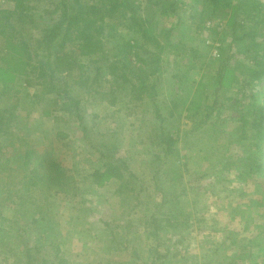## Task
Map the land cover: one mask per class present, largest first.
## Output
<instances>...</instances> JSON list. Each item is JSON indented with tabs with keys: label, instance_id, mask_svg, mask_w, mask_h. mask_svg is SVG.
I'll use <instances>...</instances> for the list:
<instances>
[{
	"label": "rangeland",
	"instance_id": "374dc122",
	"mask_svg": "<svg viewBox=\"0 0 264 264\" xmlns=\"http://www.w3.org/2000/svg\"><path fill=\"white\" fill-rule=\"evenodd\" d=\"M56 1L28 2L32 22L16 26L12 21L21 37L6 52L7 62L0 61V92H6L0 96V108L13 116L9 134L0 136L4 153L0 152V264H27L25 247L33 258L30 264H55L59 257L68 264H264V241L258 236L264 217V176H242L240 164L254 147L248 132V139L234 133L240 125L238 111L249 109L250 103H264V83L248 81L242 86L240 71L250 61L227 34V10L222 14L204 7L203 25L193 24L188 18L191 0H178L174 14L152 18L157 39L165 44L170 31L172 41L161 55L156 103L165 118L172 101L180 105L179 120L174 117L179 126L175 144L179 157L173 166L151 142L156 122L152 103L120 97L111 102L102 91L109 78L105 65L97 80L101 88L77 78L76 71L65 84L64 78L54 82L79 100L87 140L77 123L63 119L57 97L46 93L47 85L33 78L34 41L56 21L57 13L49 12ZM135 2L144 17L148 2ZM12 7V1L0 0V9ZM112 28L105 30L111 34L105 39L106 49L123 40L145 45L125 25ZM18 40L24 42L22 47ZM206 40L219 45L217 58L211 56ZM128 60L139 67L133 54ZM92 70L82 76H93ZM26 79L32 86L25 84ZM215 100L224 106L199 123L204 108ZM104 145L128 168L129 192L116 193L114 180L100 187L89 183L88 175L101 167L97 149ZM26 150L50 152L74 177L76 189L23 193L21 163L12 157ZM155 155L164 162L156 175ZM164 198H177L189 228L183 234L162 230L154 238L146 223L154 205ZM167 250L164 261L156 258V252L163 255Z\"/></svg>",
	"mask_w": 264,
	"mask_h": 264
},
{
	"label": "trees",
	"instance_id": "16d2710c",
	"mask_svg": "<svg viewBox=\"0 0 264 264\" xmlns=\"http://www.w3.org/2000/svg\"><path fill=\"white\" fill-rule=\"evenodd\" d=\"M10 1L13 2L12 9H0V61L2 63L7 62L6 52L16 47V44L13 43L15 39L21 37L20 31L12 21L16 26L32 22L30 13L32 7L28 4L30 0ZM146 1L148 3L144 7L146 12L144 17L139 15L137 10H140L141 5L135 0H58L53 2V7L49 12L57 13V19L49 28L43 29L40 36L35 39L36 52L39 53L35 52L36 65L33 67L30 65V67L32 73L35 72L33 78L41 79L47 85L46 93H52L57 97V110L64 115L63 119L67 122L77 123L84 139L87 140V126L81 114L79 100L72 97L66 89L60 91L54 82L55 79L64 78L65 84L66 79L76 71L78 72L77 78H85L83 82L90 80L91 84L95 83L97 87L101 88L97 80H100L103 65H105L109 78L106 81L108 83L106 89L102 90L103 93L108 94L109 98L111 97V102H116L115 99L120 97L121 100L127 98L128 102L146 99L152 103V112L156 122L151 131L152 135L150 134L151 142L159 148L163 159L167 158L170 163L173 162L174 166L175 159L179 157V152L175 148L179 126L174 117L179 120L180 105L172 101L168 117L165 118L156 103L157 84L160 82L161 55L167 47L172 46V41L169 40L170 31L164 37L165 44L157 39L158 31L154 27L155 19L152 18L155 14H159L160 17L174 14L178 0ZM190 4L188 18L189 22L193 24L200 22V25H203L204 7L210 8L214 12H222V14L227 10V34L250 61V65L243 66L245 68L240 71L244 79L241 80L242 86H246L248 81H256L257 84L264 83V2L260 0H191ZM117 25H125L130 31L138 34L145 45L138 43L135 39L134 42L123 40L120 43H115L110 48L111 51L106 49L105 43L108 40L105 39L111 36L108 31L105 34L106 27L111 30L113 26ZM200 25L197 24L196 28ZM18 42L21 47L24 45L23 41L18 40ZM67 44L69 45L67 46ZM131 54L139 61V67L131 65L129 62ZM91 69H93V76H82L84 72ZM221 71L219 70L218 73L220 85L223 82ZM152 77L155 79L153 83L150 81ZM231 79L235 80L234 77ZM231 79L228 82L232 81ZM25 84L32 86L30 80L27 79ZM36 84L39 83L36 81ZM93 90L96 93L95 87ZM240 92L242 93V91ZM4 94L6 95V92H0L1 97H4ZM226 100L230 101L231 97H227ZM223 106L222 102L218 103L216 100L213 105H207L199 123L215 114ZM248 108L238 111L237 120L240 121V125L234 131V133H240V139H248V132L254 147V152L252 151L240 164L245 171L244 174L242 173L244 178L264 176V103H250ZM12 118L8 109L0 108V136L9 134L8 128ZM165 122L167 123L165 124ZM56 135L64 136L61 132H56ZM88 144L91 143L88 142ZM105 148L106 145L97 149L101 167L94 169L88 175L89 183L92 186L100 187L105 182L114 180L118 183L116 193L129 192L128 168L121 158L115 157L112 149ZM2 149L3 147L0 148V152L4 154ZM154 157L158 162L153 170L156 175L162 169L161 164L164 162L159 155ZM12 159L16 163H21L23 193L31 189H48L56 193H66L76 189L74 177L51 156L50 152L37 153L34 150H26L18 152ZM173 166L171 167L173 168ZM174 170L176 171V168ZM175 184L173 183V185ZM132 208L134 209L135 206L133 205ZM153 208L146 224L149 231L154 234V238H158L162 230L173 234H183L189 228V220L183 218L182 208L177 198L161 199ZM258 236L264 241V217ZM24 251L27 254V264H30L33 259L30 249L25 247ZM165 252L163 255H158L156 252V258H162L164 261L168 250ZM66 263L68 264L63 257H59L55 262V264Z\"/></svg>",
	"mask_w": 264,
	"mask_h": 264
},
{
	"label": "built area",
	"instance_id": "2783aa9c",
	"mask_svg": "<svg viewBox=\"0 0 264 264\" xmlns=\"http://www.w3.org/2000/svg\"><path fill=\"white\" fill-rule=\"evenodd\" d=\"M205 43L210 47L209 49L211 56L217 58L219 56V45L217 43H211L208 40H206Z\"/></svg>",
	"mask_w": 264,
	"mask_h": 264
}]
</instances>
